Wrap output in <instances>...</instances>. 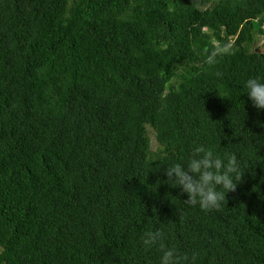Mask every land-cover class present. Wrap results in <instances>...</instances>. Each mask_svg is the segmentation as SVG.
I'll list each match as a JSON object with an SVG mask.
<instances>
[{
  "label": "trees",
  "instance_id": "obj_1",
  "mask_svg": "<svg viewBox=\"0 0 264 264\" xmlns=\"http://www.w3.org/2000/svg\"><path fill=\"white\" fill-rule=\"evenodd\" d=\"M263 27L264 0H0V264H158L147 231L264 264ZM197 145L241 174L208 212L163 182Z\"/></svg>",
  "mask_w": 264,
  "mask_h": 264
},
{
  "label": "clouds",
  "instance_id": "obj_2",
  "mask_svg": "<svg viewBox=\"0 0 264 264\" xmlns=\"http://www.w3.org/2000/svg\"><path fill=\"white\" fill-rule=\"evenodd\" d=\"M209 57V63H212ZM250 105L257 111L264 110V77L249 76L243 84ZM164 183L172 187H179L186 194L185 203L197 206L204 212L218 209L225 200V194L236 187L235 181L240 180L239 162L231 152L218 153L214 148L197 145L190 156L181 162L167 164ZM162 231H147L141 237L142 244L151 247L159 244L160 255L158 264H191L187 254L177 255L178 250L172 246H165L162 242Z\"/></svg>",
  "mask_w": 264,
  "mask_h": 264
},
{
  "label": "rangeland",
  "instance_id": "obj_3",
  "mask_svg": "<svg viewBox=\"0 0 264 264\" xmlns=\"http://www.w3.org/2000/svg\"><path fill=\"white\" fill-rule=\"evenodd\" d=\"M263 30H264V27H263ZM251 49H258L260 51H264V35L263 34L256 32L255 43L251 47ZM152 138H153L152 145H153V148L155 149L156 148V142H155V138H154L153 134H152ZM1 251H2V248L0 247V253H1Z\"/></svg>",
  "mask_w": 264,
  "mask_h": 264
}]
</instances>
